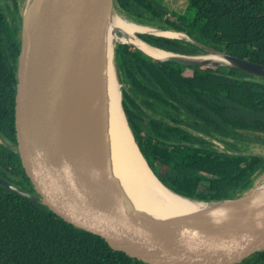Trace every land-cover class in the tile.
Instances as JSON below:
<instances>
[{
	"label": "trees",
	"instance_id": "trees-1",
	"mask_svg": "<svg viewBox=\"0 0 264 264\" xmlns=\"http://www.w3.org/2000/svg\"><path fill=\"white\" fill-rule=\"evenodd\" d=\"M11 1L17 7L15 34L7 29L2 48L10 53L17 85L22 15L18 0ZM184 1L177 9L169 8V0H115V5L130 21L184 33L211 50L264 65V0ZM138 37L172 53H208L186 40ZM116 67L135 141L165 186L207 203L234 199L255 187L264 175V154L251 152L252 145H264L263 78L230 67L162 62L121 43ZM0 264L145 263L0 186ZM241 264H264V250Z\"/></svg>",
	"mask_w": 264,
	"mask_h": 264
},
{
	"label": "water",
	"instance_id": "water-1",
	"mask_svg": "<svg viewBox=\"0 0 264 264\" xmlns=\"http://www.w3.org/2000/svg\"><path fill=\"white\" fill-rule=\"evenodd\" d=\"M114 11L115 0H29L22 15L17 64L16 130L22 163L36 194L2 178L0 185L145 264H241L264 250L261 186L200 211L156 218L128 203L101 162L96 146L99 81L105 32ZM117 32L127 36L121 29ZM184 35L186 39H171L196 44L220 60L148 44L168 53L155 58L135 45L121 44L162 62L230 67L264 79V65L211 50ZM127 124L131 131L128 120ZM135 143L162 186L195 200L165 186Z\"/></svg>",
	"mask_w": 264,
	"mask_h": 264
},
{
	"label": "bare ground",
	"instance_id": "bare-ground-1",
	"mask_svg": "<svg viewBox=\"0 0 264 264\" xmlns=\"http://www.w3.org/2000/svg\"><path fill=\"white\" fill-rule=\"evenodd\" d=\"M117 29L126 32L120 36ZM104 54L99 81V107L96 146L100 160L111 177L116 179L128 203L156 218H169L200 211L212 205L207 202L181 198L162 186L150 172L133 139L122 107V91L116 67L117 43L135 45L155 58L168 55L156 50L138 35L151 33L170 38L187 37L183 33L162 30L130 21L114 11L105 32ZM204 58L220 60L216 54ZM264 190V184L260 187Z\"/></svg>",
	"mask_w": 264,
	"mask_h": 264
},
{
	"label": "flooded vegetation",
	"instance_id": "flooded-vegetation-1",
	"mask_svg": "<svg viewBox=\"0 0 264 264\" xmlns=\"http://www.w3.org/2000/svg\"><path fill=\"white\" fill-rule=\"evenodd\" d=\"M21 1L18 0L19 12ZM16 12L17 7L13 1L0 0V178L26 192L36 194L34 186L25 171L18 149L16 130L17 85L14 83L15 80L13 82V71L9 69L10 53L2 48L6 42L7 29L12 35L15 34ZM18 158L21 161V167H19ZM15 164L19 167L18 171L14 167ZM23 170L30 183L25 180L22 174Z\"/></svg>",
	"mask_w": 264,
	"mask_h": 264
},
{
	"label": "rangeland",
	"instance_id": "rangeland-1",
	"mask_svg": "<svg viewBox=\"0 0 264 264\" xmlns=\"http://www.w3.org/2000/svg\"><path fill=\"white\" fill-rule=\"evenodd\" d=\"M28 3H29V0H22L21 1L20 12H21L22 15H23L24 10H25V8H26V6H27ZM179 3H185V4H187L184 0H169V8L170 9H177L179 7ZM183 6L185 7L184 4H183ZM143 34H145V33H143ZM117 44H120V42L117 43ZM210 53H212V52H210ZM251 148H252L251 149V152H253L254 154H256V153L257 154H264V145L255 144V145H252ZM263 184H264V175L261 176L258 179V181L255 184V187L254 188L259 187V186H262ZM206 188H207V186L205 184H202L201 187H200V191H205Z\"/></svg>",
	"mask_w": 264,
	"mask_h": 264
}]
</instances>
